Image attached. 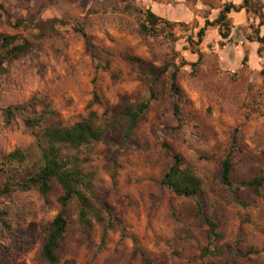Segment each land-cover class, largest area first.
<instances>
[{
    "label": "rangeland",
    "instance_id": "obj_1",
    "mask_svg": "<svg viewBox=\"0 0 264 264\" xmlns=\"http://www.w3.org/2000/svg\"><path fill=\"white\" fill-rule=\"evenodd\" d=\"M224 1L0 0L6 9L0 31L32 43L20 58L6 61L0 74V185L8 176L1 171L2 156L15 149L35 151V135L25 120L40 115L43 100L52 102L53 119L67 126L93 110L116 116L123 102L151 97L149 84L127 56L157 66L187 62L178 77L182 123L173 113L176 97L167 73L154 87L155 99L126 147L104 141L82 151L92 193L118 219L105 241L102 224L84 233L73 221L60 264H144L142 253L169 264H227L232 257L238 264H264V199L243 187L239 193L246 205L238 203L221 170L222 159L232 152L235 180L264 174V49L259 53V44L249 40L258 20L233 13L228 38L221 35L225 29L209 27L195 75L188 65L196 55L186 48L187 36L216 18ZM148 7L178 22L176 41L141 31L138 9ZM18 18L68 23L37 39L34 28L13 26ZM11 105L25 111L7 123L5 109ZM174 152L203 179L204 192L195 199L161 184ZM24 176L14 173L13 180ZM61 193L55 183L48 198L35 190L0 196V210L11 226L6 230L0 222V264H49L38 256L46 238L41 224L58 213ZM196 202L223 234L207 256L208 226L188 215ZM71 210L76 219L75 204Z\"/></svg>",
    "mask_w": 264,
    "mask_h": 264
},
{
    "label": "trees",
    "instance_id": "obj_2",
    "mask_svg": "<svg viewBox=\"0 0 264 264\" xmlns=\"http://www.w3.org/2000/svg\"><path fill=\"white\" fill-rule=\"evenodd\" d=\"M140 29L150 36L161 37L165 40L176 41L174 28L178 24L166 17L161 16L152 8L138 9ZM245 12L257 19L254 26V35L249 36L251 42L259 44L258 51L264 49V11L260 0H226L219 9L218 15L213 20L206 19L194 36H187V49L196 55V60L191 61V74L195 75L196 67L203 60V52L200 45L203 42L208 28L219 26L226 32H221L223 38H228L231 33V15L233 13ZM6 14L4 5L0 2V20ZM68 22L60 18H52L40 24L34 23L26 18H18L13 22L15 28H34L35 38L40 39L47 35L58 32V27ZM76 30L88 39V33L83 26L78 25ZM32 43L17 36L0 31V74L5 70V62L20 58L27 52ZM126 59L142 75L151 89V97L141 102H123L120 106V114L116 116L106 112L99 115L97 111H91L88 116L71 126H67L60 119H53L55 111L50 100H43V108L38 116L25 120L27 128L35 135V151L15 149L2 156L1 171L8 174L6 180L0 185V196H10L15 191H38L48 198L54 191L55 183L62 190L58 198L60 209L52 220L45 221L41 228L46 232V238L38 253V256L49 264H60L64 253V242L71 223L75 221L79 229L87 233L96 222L104 226L103 241L109 234L114 222L118 219L112 211L103 205L91 191L92 174L85 171L86 158L82 157V151L88 147L108 142L118 144L124 148L130 142L137 126L145 118L151 102L155 99L154 87L162 81V77L170 73V90L176 99L173 103V113L177 121L183 122L181 99L183 90L178 82L182 65L176 63H165L157 66L137 56H127ZM246 58H244V61ZM25 111V107L11 105L5 109L7 123H11L19 113ZM234 165L232 152L221 161L222 180L241 205L246 203L240 196L239 190L243 187L249 188L253 194L264 199V174L252 177L234 179ZM25 173L21 179L13 180L14 173ZM161 184L171 188L177 195L197 198L204 192L203 179L195 172L191 165L186 164L185 158L180 153H172V162L168 165L161 177ZM76 205L77 218L73 219L72 205ZM197 219L204 220L208 226V245L203 249V256L213 254L215 251L211 245L215 240L222 237L218 222L212 216H204L200 202H196V208L189 212ZM0 222L6 230L11 226L6 218V212L0 210ZM0 237H4L0 233ZM144 264H169L167 262H156L146 253H142ZM88 264H93L89 262ZM227 264H238L235 257Z\"/></svg>",
    "mask_w": 264,
    "mask_h": 264
},
{
    "label": "crops",
    "instance_id": "obj_3",
    "mask_svg": "<svg viewBox=\"0 0 264 264\" xmlns=\"http://www.w3.org/2000/svg\"><path fill=\"white\" fill-rule=\"evenodd\" d=\"M238 1V0H237Z\"/></svg>",
    "mask_w": 264,
    "mask_h": 264
}]
</instances>
